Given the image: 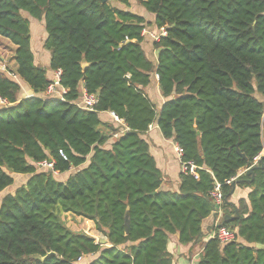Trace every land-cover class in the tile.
<instances>
[{
    "label": "trees",
    "instance_id": "obj_1",
    "mask_svg": "<svg viewBox=\"0 0 264 264\" xmlns=\"http://www.w3.org/2000/svg\"><path fill=\"white\" fill-rule=\"evenodd\" d=\"M133 1L152 21L130 0H0V37L15 47L7 68L34 93L19 99L20 84L0 71V193L27 176L0 201V264H173L174 235L199 247L195 264H264V167L236 179L249 190L236 204L225 184L263 148L264 0ZM24 13L43 23L46 67L35 63ZM145 27L167 32L150 42L156 62L142 46ZM57 69L65 93L45 97ZM152 75L163 103L145 91ZM82 89L97 95L93 110L78 107ZM152 125L198 179L179 172L177 189H164L145 138ZM215 182L223 216L238 214L224 244L208 221ZM68 213L108 244L71 231Z\"/></svg>",
    "mask_w": 264,
    "mask_h": 264
},
{
    "label": "crops",
    "instance_id": "obj_2",
    "mask_svg": "<svg viewBox=\"0 0 264 264\" xmlns=\"http://www.w3.org/2000/svg\"><path fill=\"white\" fill-rule=\"evenodd\" d=\"M149 21H152V19H150ZM41 28H42V23H41ZM142 46L145 51L146 50L150 51L151 53L150 59L156 62L157 51L154 50L153 46H149L148 42H143ZM36 52L37 53H34L35 63L43 67L48 66L47 65L48 57H49L48 53L47 52L44 53L42 49H36ZM20 86H21V91L19 94V99H25L34 96L33 91L22 81H20ZM151 86L153 87L152 90L156 89L157 94H160L157 85L156 75H154V81ZM145 91L146 93H148L147 88L145 89ZM160 98L161 99L159 102L163 103L165 101L164 98L163 97ZM102 116L105 119H109V117H111L109 112L103 113ZM145 138L149 141V143H151L150 153L155 158L157 166L164 173L165 176V181L163 184L164 189L176 190L177 185L179 183V172H180L179 162L174 151V147L176 144L172 140H165L164 138H162L157 125H152L149 128ZM248 191H249L248 189H239V188L235 189L232 202L236 204L237 200L239 198L245 197ZM222 218H223V214L220 211L219 214L215 213L213 217H211L208 221H210L212 225L215 226L220 220H222ZM173 237L174 238L171 239L168 245V250L174 256L173 264H195L198 258L196 259L194 257L192 258V260H190L188 257L190 246L189 245L184 246L179 244L177 242V238H178L177 235H174Z\"/></svg>",
    "mask_w": 264,
    "mask_h": 264
},
{
    "label": "built area",
    "instance_id": "obj_3",
    "mask_svg": "<svg viewBox=\"0 0 264 264\" xmlns=\"http://www.w3.org/2000/svg\"><path fill=\"white\" fill-rule=\"evenodd\" d=\"M166 35H167V32L164 28L156 29V28L145 27V28H143V30L141 32V37L143 39L149 40L152 43L159 42L160 39L162 37H165ZM1 71L6 73L11 79H13L14 81H16L20 84L19 76L14 71L9 70L7 68V66L2 67ZM60 76H61V70L60 69L53 71L52 82H50V84L47 86V88L43 92V95L45 97L62 98V95H63V93H65V90L63 88H60V85H59ZM157 78L158 77L156 75V79ZM97 102H98V98H97L96 94L87 93L84 89H82V91L80 92V100L77 102V105H78V107H80L84 110H93V108L97 104ZM7 104H8L7 101L5 99H3L2 97H0V106H4ZM110 116L114 119V121H116L118 123H122V121L119 120L113 113H110ZM174 151H175L176 157H177L178 162H179L180 172L184 175H189V176L193 177L194 179H198V172H197L198 167L192 162H183L182 161V159H181L182 158V150L177 145H175ZM59 154L62 157H64V154L61 151H59ZM261 158L264 160V143H263V148H262L261 153L254 159L253 163L250 164L249 166H247L246 168L240 169L237 172L236 176L229 179V180H226L225 184L230 185L240 175L246 173V171L249 168L257 166L259 164V160ZM37 165L39 167H42V168H51L52 169V167H53L52 162H40V163H37ZM210 198H211V201L213 203V207L215 209V212L217 214H219L221 211L220 207H221L222 199H223L222 192H221V186L219 183L215 182L214 188L210 192ZM212 237L216 238L221 244H224V243H228L234 239V233L232 230H230L224 226L217 227L215 225V231L212 233Z\"/></svg>",
    "mask_w": 264,
    "mask_h": 264
},
{
    "label": "rangeland",
    "instance_id": "obj_4",
    "mask_svg": "<svg viewBox=\"0 0 264 264\" xmlns=\"http://www.w3.org/2000/svg\"><path fill=\"white\" fill-rule=\"evenodd\" d=\"M112 5L118 6V3L115 2H110ZM130 10L134 13L137 14H143L147 20L149 21L151 19V17L147 14V13H143L142 8L140 6H138L133 0H130ZM25 18L28 19L29 21V30H30V36H31V46H32V50L34 53L36 52V49H40V47L43 44V36L45 38L46 36V32L44 30V26L42 23V28H41V23L40 21L32 18L31 16H29L27 13L23 14ZM41 28V29H40ZM40 29V30H39ZM144 41L148 42V45L151 46L152 43H150L149 40L144 39ZM42 49V48H41ZM14 50L15 47L6 39L0 37V71L2 67H13V56H14ZM44 53L46 52V50H43ZM146 54L150 57L151 53L150 51L146 50ZM151 58V57H150ZM152 79L154 81V75H152ZM152 86L149 87L148 93H149V97L157 102L159 104L160 101V94H157V90L154 89L152 90ZM116 122V121H115ZM118 123V122H116ZM119 125V124H118ZM121 131V130H120ZM27 179V176L25 175H21V176H15V181L12 187H10L8 190L0 193V201L1 198L3 197V195H5L8 192H13L16 188H18L19 186H21L23 183H25ZM62 219L65 223V225L73 232H82L85 233L86 235L92 237L95 239V241L97 243H101L102 240H105L96 230L94 227V224L92 221L90 220H86L84 218L78 217V216H74L72 214H62ZM221 221V220H220ZM220 221L218 223H220ZM198 253H199V247L198 246H194L193 248H191L188 252V256L189 258L192 260V258H198Z\"/></svg>",
    "mask_w": 264,
    "mask_h": 264
},
{
    "label": "water",
    "instance_id": "obj_5",
    "mask_svg": "<svg viewBox=\"0 0 264 264\" xmlns=\"http://www.w3.org/2000/svg\"><path fill=\"white\" fill-rule=\"evenodd\" d=\"M108 1H109V0H101L102 3H107ZM82 67H83V68L86 67V64L83 63V64H82ZM236 152H237L238 154H240L239 149H238V145L236 146ZM240 155H241L242 157H245L243 154H240ZM259 167H260V168H263V167H264V163H263V159H262V158L259 160ZM254 168H255V166L249 168V169L246 171V175H251V176H253ZM236 182H238V181L235 180V181L232 182V192H233L234 189H235V184H236ZM236 212H237V210H236ZM234 218H238V214H237V213H236L235 216L224 215L223 218H222V220H221V222H220V223H217L216 226H217V227L224 226L227 222L232 221ZM128 225H129L128 213L126 212V215H125V229H126V230H128ZM101 244H102V245H106V244H108V243H107V240H102V241H101ZM263 247H264V245H261V244H257V245H256V248H263ZM48 255H54V253H49ZM42 260H43V259H42Z\"/></svg>",
    "mask_w": 264,
    "mask_h": 264
},
{
    "label": "bare ground",
    "instance_id": "obj_6",
    "mask_svg": "<svg viewBox=\"0 0 264 264\" xmlns=\"http://www.w3.org/2000/svg\"><path fill=\"white\" fill-rule=\"evenodd\" d=\"M108 243V242H107Z\"/></svg>",
    "mask_w": 264,
    "mask_h": 264
}]
</instances>
